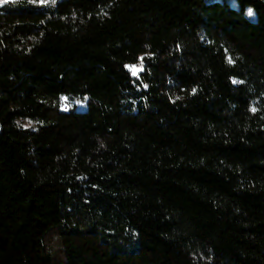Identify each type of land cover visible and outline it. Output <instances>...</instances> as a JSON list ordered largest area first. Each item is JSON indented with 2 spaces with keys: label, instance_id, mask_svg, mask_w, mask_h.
I'll return each mask as SVG.
<instances>
[{
  "label": "trees",
  "instance_id": "trees-1",
  "mask_svg": "<svg viewBox=\"0 0 264 264\" xmlns=\"http://www.w3.org/2000/svg\"><path fill=\"white\" fill-rule=\"evenodd\" d=\"M0 264H264V0L1 2Z\"/></svg>",
  "mask_w": 264,
  "mask_h": 264
},
{
  "label": "built area",
  "instance_id": "built-area-1",
  "mask_svg": "<svg viewBox=\"0 0 264 264\" xmlns=\"http://www.w3.org/2000/svg\"><path fill=\"white\" fill-rule=\"evenodd\" d=\"M134 68L137 70H140L141 69V63L135 64ZM70 106H71V103L68 100H66V98L63 97L61 99L60 108L64 111H66L70 108Z\"/></svg>",
  "mask_w": 264,
  "mask_h": 264
},
{
  "label": "rangeland",
  "instance_id": "rangeland-1",
  "mask_svg": "<svg viewBox=\"0 0 264 264\" xmlns=\"http://www.w3.org/2000/svg\"><path fill=\"white\" fill-rule=\"evenodd\" d=\"M3 1H5V0H0V3L3 2ZM37 1H39V2H46V1H48V0H37ZM136 71H137V69L134 70V72H136ZM22 123H23L24 125H28V124H29V122L26 121V120L23 121Z\"/></svg>",
  "mask_w": 264,
  "mask_h": 264
},
{
  "label": "snow or ice",
  "instance_id": "snow-or-ice-1",
  "mask_svg": "<svg viewBox=\"0 0 264 264\" xmlns=\"http://www.w3.org/2000/svg\"><path fill=\"white\" fill-rule=\"evenodd\" d=\"M252 13H251V10H249V15H251Z\"/></svg>",
  "mask_w": 264,
  "mask_h": 264
}]
</instances>
